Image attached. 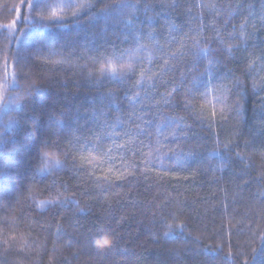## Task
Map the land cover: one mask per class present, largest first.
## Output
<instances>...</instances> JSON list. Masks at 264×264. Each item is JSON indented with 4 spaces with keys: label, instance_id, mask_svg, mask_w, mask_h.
Returning <instances> with one entry per match:
<instances>
[{
    "label": "trees",
    "instance_id": "obj_1",
    "mask_svg": "<svg viewBox=\"0 0 264 264\" xmlns=\"http://www.w3.org/2000/svg\"><path fill=\"white\" fill-rule=\"evenodd\" d=\"M0 97V264H264V0H0Z\"/></svg>",
    "mask_w": 264,
    "mask_h": 264
},
{
    "label": "rangeland",
    "instance_id": "obj_2",
    "mask_svg": "<svg viewBox=\"0 0 264 264\" xmlns=\"http://www.w3.org/2000/svg\"><path fill=\"white\" fill-rule=\"evenodd\" d=\"M16 23H18V22H16ZM11 27H12V25H11V23H10V25L9 26H6L5 27V29H11ZM2 205V202L0 201V206Z\"/></svg>",
    "mask_w": 264,
    "mask_h": 264
},
{
    "label": "snow or ice",
    "instance_id": "obj_3",
    "mask_svg": "<svg viewBox=\"0 0 264 264\" xmlns=\"http://www.w3.org/2000/svg\"><path fill=\"white\" fill-rule=\"evenodd\" d=\"M0 99H2V97H0ZM57 164L59 163V161L56 162ZM45 164H47V161H45ZM43 170V169H42Z\"/></svg>",
    "mask_w": 264,
    "mask_h": 264
}]
</instances>
